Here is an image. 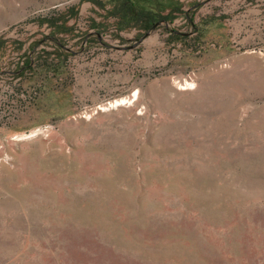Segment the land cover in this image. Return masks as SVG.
I'll list each match as a JSON object with an SVG mask.
<instances>
[{
  "label": "rangeland",
  "instance_id": "374dc122",
  "mask_svg": "<svg viewBox=\"0 0 264 264\" xmlns=\"http://www.w3.org/2000/svg\"><path fill=\"white\" fill-rule=\"evenodd\" d=\"M0 264H264V0H0Z\"/></svg>",
  "mask_w": 264,
  "mask_h": 264
},
{
  "label": "trees",
  "instance_id": "16d2710c",
  "mask_svg": "<svg viewBox=\"0 0 264 264\" xmlns=\"http://www.w3.org/2000/svg\"><path fill=\"white\" fill-rule=\"evenodd\" d=\"M92 1V0H91ZM129 1V0H127ZM120 8V7H119ZM121 10L125 13V17L128 18L129 20H135V21H141L140 17L143 18V27L144 28H149L152 25V21L154 20V16L156 14H152L147 11H133L132 10V5H122Z\"/></svg>",
  "mask_w": 264,
  "mask_h": 264
},
{
  "label": "crops",
  "instance_id": "0c3cea01",
  "mask_svg": "<svg viewBox=\"0 0 264 264\" xmlns=\"http://www.w3.org/2000/svg\"><path fill=\"white\" fill-rule=\"evenodd\" d=\"M188 1H195V0H188Z\"/></svg>",
  "mask_w": 264,
  "mask_h": 264
},
{
  "label": "bare ground",
  "instance_id": "6f19581e",
  "mask_svg": "<svg viewBox=\"0 0 264 264\" xmlns=\"http://www.w3.org/2000/svg\"><path fill=\"white\" fill-rule=\"evenodd\" d=\"M186 86V85H185Z\"/></svg>",
  "mask_w": 264,
  "mask_h": 264
}]
</instances>
